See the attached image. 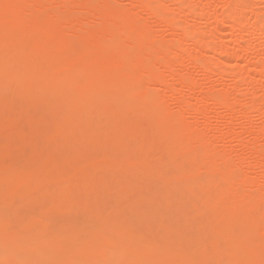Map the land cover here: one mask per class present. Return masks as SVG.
<instances>
[{
    "label": "bare ground",
    "instance_id": "1",
    "mask_svg": "<svg viewBox=\"0 0 264 264\" xmlns=\"http://www.w3.org/2000/svg\"><path fill=\"white\" fill-rule=\"evenodd\" d=\"M240 1L227 0L224 3L237 33L241 31L245 14H240ZM127 2L126 5L130 3L131 8L132 4L140 5V13L146 15L148 21L155 19L154 22L164 24L170 39L172 35L177 36L181 40L176 38L178 42L188 39L200 47L197 46L198 49L190 56L181 49L180 56V52H176L180 46L176 48L178 42L174 37L166 41L174 39L175 45L173 42H160L155 33L157 31L145 25L148 23L146 16L135 12L144 18L140 20L141 17L128 8L130 6L123 7V10L115 2L114 5L113 0H0V126L1 118L7 111L14 109L15 105L14 110H18L25 102L30 106L26 109L22 104L26 110L21 112L32 122L33 134L44 139L45 143L44 150L37 151L32 163L33 158L27 164L17 166L24 163L21 159V163L17 162L12 169L0 174V264H138L134 259L142 260V264H167L168 258L173 259L170 264H264V240L256 241L251 233L257 226L264 228V184H259L257 178L258 171L264 172V144L259 145L264 133L257 131L262 137L257 134V138H252L254 134L252 136L248 132L252 140L247 139L246 143L250 145H244L249 152L251 150V155L235 159L226 151L219 152L216 147L226 138L217 142L219 138L215 136L208 138L205 137L208 134L203 132L194 133L201 118L202 122L207 121L205 117L208 118L207 109L204 110L201 103L206 104L211 99L217 101L222 109L225 108L222 115L230 119L235 113L244 116L252 106L247 104L237 112L226 94L217 97L209 91L206 95L201 94L198 103L191 104L186 96L178 93L181 97L174 94L178 98L174 100L178 108L175 111H179L173 114L174 111L171 113L161 103L162 98L165 102L167 95L155 93L160 88L153 92L157 88L155 85H165L161 91H166L170 97L176 89L174 84H170L172 88L169 86V75L172 76V83L173 79L176 82L181 80L179 83L183 89L194 91L195 85L190 77L176 73L172 65L178 60H189V57L212 52L214 46V51L220 50L225 55L228 52L226 45L221 46L218 42L221 48L218 44L211 47V42L198 29L189 32L185 22L190 23L189 15L197 9L193 8L195 3L188 2L187 5L192 6L188 7L193 10L189 9V15H183V19H188L183 26L188 29H180L182 26L178 27L176 20L179 10L181 14L180 8L173 12L174 17L162 0ZM74 5L75 8L79 7L77 5L86 7L83 10L87 9V12L82 15L80 7L81 13L72 11ZM71 12L83 17L76 15V19ZM143 20L144 25L141 24ZM91 21L93 25L89 23ZM87 23L91 26L88 27ZM178 30L181 35L177 34ZM263 30L259 32L264 36ZM74 37L78 48L70 46ZM107 42L111 44L107 45ZM205 48H210V51ZM172 49L177 53L175 56L182 60L176 58L174 52L171 54ZM238 52H231L232 57L242 59L245 52L242 55ZM172 59L178 60L172 64ZM205 64L201 69L207 76L212 72V65ZM164 71L169 74L166 75L169 79ZM246 74L245 79L249 78ZM232 76L235 82L240 80L239 73ZM167 87L168 92L165 90ZM187 113L196 115H187L190 118L200 116L199 122L198 118L194 119L195 122L193 119L187 122ZM19 121L26 125L25 120ZM143 122L147 123L145 127L148 125L152 135L143 130ZM200 128L197 129L209 133L210 129L205 131ZM171 136L173 141L161 144L163 139ZM259 137L262 139L258 140ZM37 138H34V143ZM243 142L244 139L238 143L240 147L242 144V148ZM184 163H189L191 168H184ZM87 166L92 170H102L104 175L94 181ZM175 167L182 168L183 176L202 175L203 171L211 174L206 181L207 175L203 179L199 177L203 181L201 183L198 178L194 179V183L191 182L193 179L189 183L186 180V184L172 176L171 170ZM243 169L258 173L252 177V173L248 175ZM51 186L57 188L56 194L49 190ZM36 195L37 199L30 197ZM26 200L68 206L71 202L73 207L79 208L84 202L115 203L116 206L127 203L130 211L107 217L106 211L104 213L103 208L102 211L99 208L89 211L81 222L66 218V221L58 222L60 225L54 223V227L39 226L46 220L42 213L22 216L13 207L16 202ZM182 202L192 208V202H207V207L202 206L204 203H195L199 205L193 209L196 211L190 209L192 213L188 210L191 213L188 214L184 212L183 204V208L175 209L177 203ZM224 203L228 207L240 206V212L220 213L219 208ZM142 204H146L145 207L148 205L147 209L138 207ZM5 205L10 207L5 208ZM203 208L205 210L202 211ZM194 212L197 217L193 216ZM198 213L202 216L199 217ZM61 246H65L64 249ZM136 248L139 251L135 254L132 251ZM224 254H229V260L219 262Z\"/></svg>",
    "mask_w": 264,
    "mask_h": 264
},
{
    "label": "rangeland",
    "instance_id": "2",
    "mask_svg": "<svg viewBox=\"0 0 264 264\" xmlns=\"http://www.w3.org/2000/svg\"><path fill=\"white\" fill-rule=\"evenodd\" d=\"M162 1L164 2V3L162 2L163 5L165 4V7L166 6L168 7L167 10L168 9L171 10V13H170L169 10L168 11L172 15H173V12L175 10L177 11L178 8L181 9V14H179L180 13L179 12L180 10L177 13L179 15H181L182 17L179 16L176 13L177 16L179 17V18L178 17L176 18V20L177 19L179 20V21L177 20V23L179 22V25H177V26L178 27L179 26H182V27H179L180 29H182L184 27H187V26H183V25H185V23L186 24L188 23L189 29H188V27H187V29L190 30L189 32H193V31L195 32L196 29H198V32L202 33V35H205L206 36V39L209 42H211V47H212V44L213 45H215V44L217 45L218 44L217 46L219 48H221L219 46L220 44H221V46L226 45V48H227V51L228 52H227V54L225 52V55H226L225 56L224 55V52L220 53L221 52L220 50H219L220 52L219 51H214V48H215V46H214V47H212V52L210 51V48H207V49L205 48L206 51L209 50L210 52L207 53L205 51L206 52L205 54L203 53V54L199 55L198 57H189L190 58L189 60H187V58L184 59V60H182V58L180 57L181 60H182V61H180V60H178L180 58H178V56H175L177 53L179 54V52H180L179 55L181 56V53L183 51H185V52L187 51V54H189V56L190 55H193L194 52L198 49L197 48L198 45H196V43L195 44H192L193 41H189L188 39L186 41H183V42H178L176 40V38L177 39H179V38L177 36L176 37L173 36L171 33H170V35H172L171 36V39H172V37H174L176 41L174 39H173V41H170V42L169 41H166L167 39L168 40H171L170 37H169V35H168L169 30L167 29V27L165 28V25L162 24V23H159V22H157V23H159V24H157L156 22H154L155 19H153L154 21L151 20V19H150V21H148L149 18H147L146 15L140 13V12H142V10L140 11V8H141L140 5L132 4L133 7L131 8L130 3H129V5H126L127 0L126 1L125 0H116V1L113 0V3L115 2L118 6H121L122 9H123V7H126L127 8L128 6H130L128 8L131 9V12L133 11V14L134 15H138L140 13L139 15H141L142 17L143 16H146L145 18H147L146 19L147 21L146 20L145 21L148 22V23H145L144 20H143L141 24L145 23L146 26L148 24L149 27L151 28L150 30H153V31L156 30L158 33L155 32V31L154 32L157 34L156 36L160 38V39L157 38L160 42H165L166 41L167 43H170L171 44L173 42V44H174V41H175L176 43L178 42V44H176V48L178 46H180V47H178L179 50L178 49H177L178 51L176 50L177 53H175L173 49H172L173 51H171V54L174 52V56L176 58H178L176 60L175 59H172V62L174 60L175 61H177V60L179 61L174 66L172 65V67H173V69L175 68V70L177 71V72L175 71L176 73H179L180 75L181 74L182 75L184 74L185 76H189L190 77L189 79L195 85L194 91L188 92L185 88L183 89L181 87V84L179 83V82H181V80L180 81L177 80V82H176V81H174L176 79H173V82L174 83H172L171 82L172 76L170 77V75L164 71V74L166 73L165 74V77H166V75H169L168 77L170 78V83H168L169 82L168 81L169 78L166 77V78H168L167 79V81H168L167 83L169 84V86H170V84H172V86L174 84L173 87H175L176 90L175 91H172V93L170 92L171 94H173L172 97H171V94H170V97H168L169 93L167 94L166 91L165 92L161 91V88L164 87L165 85H162L161 87H159V85H157V86L155 85L154 87H157V88L156 89H153L154 87L152 86L153 87L152 88L153 89V92H154V90H157L158 88H160V90L158 89L157 91H155V93H157V94L160 93V95H162L164 93V94L167 95V97H164V101L165 102H163V98H162L161 99V103H164V105L167 106L166 108L167 109L169 108V111L171 113L174 111L173 114H176V112L179 111V110L175 111L178 108H177L176 100H174L176 98V96L179 95L178 93H181V96L182 95L184 97L186 96L188 98V99L187 98L186 99L191 104H193V103L195 104L197 102V100L203 94L206 95L208 93V91H209V93L210 92H212V93L214 92V94L217 97H219V96L221 97V96H224L226 94L227 95L226 96L227 97V100L230 101L231 103H234L235 110L237 112L239 111L240 108H242L244 106L247 107L248 106L247 104H249V106H252V107L246 111V113H245L244 116H242L239 113H235L236 115L234 114L235 116L232 117V119H230L231 117L229 118V116H227L226 114H225L226 117L222 115V114H224L223 109H225V108L223 107V109H222L221 106H219V104H218L217 101L211 99V100H208V102L206 104H202L201 103L200 106L202 108H204V110L207 109L205 112H207V114H208V115L206 114V116H208V118H206V117L204 118V119H207V121L204 120L203 122L206 121L207 122L206 123L207 125L208 124H211V125H208V126H211L212 128H206L208 126L206 124L205 125L203 124V122H202L203 117L201 118L200 116L199 117L197 116L198 119L196 117L190 118L188 116H191L192 117V116H196V115H189V113H187L186 115L183 114L185 116L188 115L187 116L188 118H186L184 116L185 119H186V121L188 120L187 122H190V120H192V119L195 122V120H194L195 118L197 119V121L200 120V118H201L202 120H200V121L202 123L198 121L199 122V127H197V128H200L201 127L200 129L201 130H205V131H206V129L207 130L210 129L209 130V133H208V132L200 131L199 129L196 128L195 129V132H194L195 134H198L199 132H203L205 135L208 134V136L206 135L205 137L214 138V136H215V138H219V139H216L217 142H218V140L220 141V140L226 138L225 140H223L224 142L223 141H222V143L220 142L221 145L218 144L219 142L217 143L216 147H217V149H219V152H220V150L221 151H224V152L226 151L230 156L232 155L231 157L232 158L234 157V159L237 156H242V157L243 156H246V157L249 156L251 150L249 152L248 151L249 149H247V146L244 145V143L247 142L246 141L247 139L251 138V135L253 136V134H254V136L252 138H254V137L257 138L258 137L257 134H259V136H260L261 134L264 133V112H263L264 111V36L262 35V33L260 34V32H261L260 30L261 29L262 30L264 29V0H242V1L238 0V1L242 2L241 4L243 5V7H242V5L239 6L240 14L242 13L241 15L243 16V14L245 13L244 16L242 17V20L244 22L242 21V25L240 27L241 31H238V33L236 32V29H237L236 26L233 23L230 22V18L229 17H231V13H229L228 11H226L227 9L224 6V3L227 2V0H174V1L173 0H162ZM228 1H230V0H228ZM188 2H191L190 4L195 3L194 6H193L194 9H196V7H197V9L194 10L195 12L194 11H191V10H193V8H189L188 7V6H191L190 4L187 5ZM115 3H114V5H116ZM181 3H183L185 5L183 6ZM127 4H128V2H127ZM134 5H137V6L134 7ZM181 5L183 7H181ZM186 5H187V8L188 9H186ZM78 6L81 8V5H77V7ZM118 6H116V7H118ZM245 6H246V8H245ZM75 7L76 6L74 5V8ZM79 7L78 8H75L77 10H75L74 8L71 9V10L72 11H76V12L79 13V11L81 9L83 10L84 8H86V7L82 6L84 8L79 9ZM189 9H190L191 12H193V14L191 13L192 17H191V15L187 14V13H189L187 11ZM85 10H87V9H85ZM85 10H83L82 13L80 11V13L83 15V12H85ZM123 10H125V9H123ZM167 10H166V12L168 13ZM76 12H71V14L73 13L72 16H75L74 18H76L78 16ZM135 12L138 13V14H136ZM183 12H185V13H183ZM170 14H168V16ZM185 14H187V15L190 16V18H191L190 23L186 21L188 19H186V20H185V18L183 19V15L185 16ZM82 15L80 16V14H79L80 17H83ZM139 15H138V17H141ZM142 17H141L140 20L144 19ZM170 17H172V16L170 15ZM174 17H176V15ZM176 20H175V22H176ZM219 20H221V21L219 22ZM184 21H186V22L184 23ZM222 22H224V23H222ZM226 22L227 23L229 22L228 23V26H227V23ZM89 23H92V25H93V22L92 21L89 22ZM232 24L234 25V28H233V25ZM6 25H9V24H6ZM89 25L91 26V24H89ZM89 25L87 23V26L88 27H89ZM87 26H86V28H87ZM228 27L229 28H232V29H229ZM8 28H10V27H8ZM8 28H6V29H8ZM167 30H168V32H167ZM230 31H231V33H230ZM179 32H181V31L178 30L177 31V34L178 35H181ZM203 32H204V34H203ZM263 32H264V30H263ZM232 33L235 34V35L232 36L231 35ZM258 33L260 35H258ZM159 34H160V36H159ZM236 34H238V36ZM207 36H208V38L209 37L210 38L212 37L210 39L211 41L207 38ZM213 38H214V40H213ZM74 39L71 38V40H74V41H72L73 43L70 46H72L73 48H78V43L75 42L76 41V37H74ZM108 44H111V42H107V45ZM198 47H200V46H198ZM218 47H216V48H218ZM181 49H182V52H181ZM218 49H216V50H218ZM231 49H232V51H231ZM234 50H235V52H236V50H238L239 51L238 52L239 55H242V52H243V54L245 52V54L242 56V59L240 58V56H239L240 59H238V58L236 59V58H233L232 57V53L231 52H233ZM214 52H216V53H214ZM249 54H251V55H249ZM230 55H231V57H230ZM10 56L14 57V54L13 55L11 54ZM227 56H229V57H227ZM220 62L221 63L222 62H225V63H222L221 64ZM159 63H161V62H159ZM174 63H176V62H173L172 64H174ZM205 63H209V64L211 63V65H212L210 67L207 64L208 67H210L212 69L211 74H208L207 76L203 73V71L201 69V66H203V64H205ZM156 65H158V63ZM158 66H156V67H158ZM204 67H206V64L204 65ZM158 69H160V67H158ZM161 70L163 71L164 69H161ZM256 70H257V72H256ZM232 71L235 74H237V73L240 74V80L241 81L239 80V81L235 82V77H233L234 75L232 76V74H233ZM230 72H231V74H230ZM245 74L248 75V77H249V78H246L247 81L244 78L245 77ZM174 77L177 78V76H173V78ZM238 78H239V76H238ZM248 79H250V81ZM236 80H238V79L236 78ZM244 81H246V83ZM164 88H162V90ZM165 90H167V92H168L169 91V88L168 89H165ZM159 91H161V92H159ZM181 96L179 95L178 98L181 97ZM178 98H176V99H178ZM19 102L21 103L22 101L19 100ZM15 103H16V101H15ZM18 103H17V105H18ZM22 104H23V106L26 107V109H28L27 106H30V105L26 104L25 102H23ZM22 104H20V106L18 107V110H14V109H16L15 108L16 105H15L14 106V109L11 108V110L10 111H7L5 113L6 115L4 114L5 116L3 115L2 118H1L3 121H2V124L0 126V140H1L0 141L1 142L0 143V163H1L0 164V174H1V172L5 171V170L12 169L14 166H16L14 164H18L21 159H23L24 163H21L22 162L21 161L20 162L21 164H19L17 166L27 164L28 163L27 161H30V159L33 158V156L37 153V151L39 153L41 150L43 151L44 150V147H45L44 139H40V137L37 138L36 135L33 134V130L34 129H33L32 122H29V120L27 119L25 113L21 112L23 110H26L24 107L21 106ZM250 104H254V105H250ZM11 112H14V113H12L13 116L10 114ZM22 113L25 115L26 118L23 117L24 115H22ZM218 113H220L219 115H222L223 117L222 116H220L221 118L220 117H216V116H219ZM240 116H242V117H240ZM214 117H216V118H214ZM19 120H25L24 123H26V125L20 124V121ZM22 122L23 121H21V123ZM145 123L146 122H143L142 123V124H144L143 125L144 127L147 124V123L146 124ZM200 123H201V126H200ZM195 124H197V123H195ZM26 127H27V130H26ZM213 127H215L216 129L214 128V130H211V129H213ZM262 128H263V130H262ZM24 130H26V131H24ZM143 130H146L145 132H147L149 136L152 135V131L150 130V128L148 127V125ZM3 131H5V132H3ZM257 131L258 132L259 131H262V132L260 134ZM26 132H28L29 134L26 133ZM243 132H244V134H243ZM248 132L251 133V135L248 134ZM245 133H247V134H245ZM239 134H240V136H239ZM237 136L240 139L237 140ZM261 137H262V135H261ZM261 137H259L258 140ZM34 138L35 139L37 138V140L35 141V143L33 141V140H35ZM241 138H243L244 141H245V142H243V148H242V144H241V147L239 145L243 141V139L241 140ZM262 138L261 139L264 141V134H263V137ZM239 140H241L240 143H239ZM250 140H252V139H249V141ZM162 141H163V143H162ZM162 141H161V144H163V145L168 144L169 142L173 141V137L172 136L171 137H166ZM263 141H261V144H259L260 141H258V144L259 145H262V143L264 144ZM37 142H39V143H37ZM246 144H248V143H246ZM29 145H30V147L28 148ZM224 145H226V146H224ZM248 145H250V144H248ZM263 148H264V146H263ZM13 153H15V154H13ZM11 155L12 156L15 155V156L12 157ZM34 159L35 158H33L30 162L32 163L34 161ZM158 160H159V158H158ZM158 160H157V162H158ZM3 161H5V163H3ZM160 161H161V158H160ZM183 166L186 169H190L191 168V167L189 168V166H191L189 163H188V165L185 164ZM87 168H88L87 171H89V174H90L91 178L94 181H96L99 177H102L104 175V172L102 170H92V168L90 166H87ZM173 169L174 170H171L173 173L170 172V170L168 169L169 170V173H172V176H175L177 179H179V181L181 183H186V184H188L189 181H191L192 179H193V181H191V182L194 183V179H198L199 177H202V179H203L204 178L203 176H206L207 175L206 174V171H203V173H201L202 175H199L200 173L197 174V175H199L198 177H196L197 175H190V174H187L186 176L185 175L183 176V174L181 172V170H182L181 167H175ZM244 169H243V171H246L247 170V169L246 170H244ZM168 170H167V172H168ZM250 171L251 170H247L248 175H252L253 174ZM258 172L256 171V173H258L257 174L258 175L257 178L260 180L259 181L260 182L259 184H262L263 185L264 184V176H263L264 175L263 174L264 172L263 173H261L260 171H258ZM179 173L181 175H179ZM176 174H177V176H176ZM210 174L211 173H208V175H207L208 177H206L204 179L205 181L207 180V178L210 177ZM255 174H253L252 177L256 176ZM186 180L188 181V183L186 182ZM199 180H198L199 183L203 182L200 178H199ZM198 181L195 180V182H198ZM49 190L53 194H56L57 193V188L56 187L54 188L53 186H51L49 188ZM251 190L254 192V189H251ZM254 193H256V191ZM39 196H40V198H42L41 195H39ZM30 197L31 198H34V199H37L38 196L36 195L35 197L34 196H30ZM27 201L28 200H26L25 202H16L15 203V206L13 205V207H16V209H18L17 212L18 213L21 212L22 214L21 213L20 214L22 216H25L24 214H26V213H28L27 215H30V213L35 214V215H41V213H42V215L44 216V218L46 220H43L44 222H40L39 223V226L48 225V226L54 227V226H56L55 224L60 225L59 224V223H61L60 221H62V222H63V220L66 221V218H67V220H72L73 222H81L82 220H84L85 215H87L89 213V211H91V210H100V209H101L100 211H102V208H103V212L104 213L106 211L105 215L107 217H111L114 214H116L117 212H119V215H123L125 213L126 214L129 213V211H130L129 204L122 203V202H120V203H122V206L120 204L118 206H116L117 204H115V203L114 204L113 203L101 204L99 202H84L83 205H82V207H80L81 210H79L80 208L79 207H75V206L73 207L71 202H69V204H71L70 206H72V208H70V206H68L67 204H59V203H56V202H27ZM42 201H43V198H42ZM187 203H189V202H187ZM195 203L196 202H192L193 208L190 207V206H189L190 208L188 206H186L185 205L186 202H184V204H183V202L182 203H177V208H175L176 207L175 206L176 204L174 205V208L175 209L183 208V207H181V205L183 204V206H184L183 209L186 210L187 208H189L186 211L184 210V212H186L188 214H191L192 213V210L194 208H197V206H199V205H196V204H199V203L202 204V203H204V204H202L203 207L207 205V202H199V203L197 202L196 204ZM1 204H2V202H0V206H1ZM145 205L146 204H144V205L142 204V206H138V207L141 208V209L143 208L142 210H144V209H147V207H148V205H147V207H145ZM94 206H96V207H94ZM107 206H108V208H107ZM9 207H10L9 205H5V208H9ZM212 207L215 208L218 211V209L215 206H212ZM239 207L240 206L228 207L227 204H225L224 206L222 204L221 207L219 208V210H220L219 212L222 213V214H225V215L228 214V213L229 214H235V213L240 212L241 207L240 208ZM73 208H77V209L76 210H73ZM125 208L127 210H125ZM198 208H200V207H198ZM115 209L118 210V211H115ZM190 209H192V210H190ZM72 210L74 212H72ZM188 210H190L189 212H191V213H189ZM203 210H205V209L203 208L202 211ZM25 211H27V212H25ZM193 211H196V209L193 210ZM200 213H202V212H200ZM200 213H198V216L200 215L199 217L202 216V214H200ZM193 216L197 217V213H195ZM51 222L53 224L54 223L55 224L53 225ZM252 230H253V231H251L252 236L255 238L256 241H258V240H260V241L261 240H264V228L262 226H257L256 228H253ZM64 247L65 246H61L60 248L61 249H64ZM138 251H139V249L136 248L132 252L136 254V253H138ZM224 255H227L228 256L227 257L228 259L225 258ZM224 255L220 259H218L219 262H221L222 260H223V262L224 261L226 262V261L229 260V258H230L229 254H224ZM223 258H225V260ZM134 261L137 262L138 264H142L143 263L142 260L134 259ZM172 261H173L172 258H168L166 260L167 264H170Z\"/></svg>",
    "mask_w": 264,
    "mask_h": 264
}]
</instances>
